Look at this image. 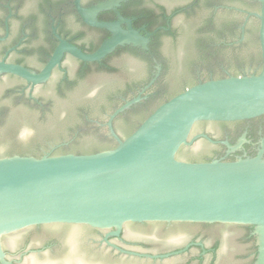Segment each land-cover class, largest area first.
Here are the masks:
<instances>
[{
  "label": "flooded vegetation",
  "instance_id": "flooded-vegetation-1",
  "mask_svg": "<svg viewBox=\"0 0 264 264\" xmlns=\"http://www.w3.org/2000/svg\"><path fill=\"white\" fill-rule=\"evenodd\" d=\"M104 1L80 0L79 5L89 9ZM74 2L0 0V62L38 73L60 40L85 54L93 53L111 34L84 23ZM250 3L257 2L118 0L113 7L98 12V22L113 23L119 16L130 21L140 35H148L146 50L122 45L96 62H82L64 54L49 78L36 85L12 74H0V146L5 147L0 158L19 156L34 147L40 156L85 155L113 149L117 143L106 125L110 115L141 97L112 120L113 131L122 140L142 123L145 111L137 104L159 86L162 89L156 102L163 104L182 92L174 91L177 81L193 77L201 83L206 75L180 71L193 57L187 42L200 37L197 31L209 19L215 17L221 22L226 14L243 16L241 35L234 43L242 42L245 27L251 18L257 19L252 14L259 11V7H249ZM121 28L126 30V24ZM53 95L65 101L56 104ZM33 112L37 115L29 114ZM36 117L45 122V127L36 129L37 138L48 137L51 132L64 134V138L44 146L37 141V146L35 142L23 146L22 123ZM195 136L200 137L181 149L180 159L198 163L235 161L260 154L264 158V114L234 122H199L190 134ZM84 139L93 143H82ZM199 145L209 151H199ZM1 244L5 260L12 264H255L258 250L252 226L195 222H129L119 229L37 225L3 236Z\"/></svg>",
  "mask_w": 264,
  "mask_h": 264
},
{
  "label": "water",
  "instance_id": "water-1",
  "mask_svg": "<svg viewBox=\"0 0 264 264\" xmlns=\"http://www.w3.org/2000/svg\"><path fill=\"white\" fill-rule=\"evenodd\" d=\"M79 1L74 3L82 21L111 34L93 53L85 54L60 40L40 72L0 62V74H12L36 85L49 78L64 54L82 62H96L122 45L146 50L148 35H140L130 21L119 16L113 23L96 20L98 12L113 7L118 0H107L89 9H82ZM252 1L259 4L258 13L252 14L259 22L261 68L257 74L195 84L158 106L121 140L112 129V120L141 97L132 99L115 110L107 121L108 131L117 143L110 150L85 155L0 158V264H12L5 260L1 238L24 228L78 224L119 229L129 222L252 226L258 247L255 264H264L262 154L235 161L198 163L178 157L182 148L193 145L200 137H190L195 124L241 121L264 114V0ZM122 24H126V30L121 28ZM52 100L56 104L65 101L57 95ZM44 123L38 117L22 123L23 146L35 141L44 146L64 138V134L56 132L37 138L36 129L45 127ZM84 142L91 144L93 140ZM4 149L1 145L0 151ZM197 149L209 151L201 145Z\"/></svg>",
  "mask_w": 264,
  "mask_h": 264
},
{
  "label": "trees",
  "instance_id": "trees-1",
  "mask_svg": "<svg viewBox=\"0 0 264 264\" xmlns=\"http://www.w3.org/2000/svg\"><path fill=\"white\" fill-rule=\"evenodd\" d=\"M249 7H259L258 3L248 4ZM248 26L245 27L244 40L238 44H235L240 38V29L242 25L243 16L234 17L230 14H226L220 22L215 17L209 19L203 27H201L197 34L200 37H196L193 40L187 42L191 46L193 51L192 59H188L183 65L182 70H186L187 73L196 72L200 76L206 75V78L201 81L215 80L226 78L228 75H250L246 74V70L254 71L252 74H257L261 68V57L258 43V27L259 22L257 19L251 18ZM149 65L151 61L148 60ZM212 75V77H208ZM193 77H189L186 81L176 82L174 86L178 87L174 91H183L195 84H198ZM178 85V86H177ZM159 86L148 96L145 101H142L137 106L145 111L142 121L149 116L161 103L157 104V99L160 95ZM164 92L166 91L165 88ZM170 89V88H169ZM83 111V110H82ZM140 121V123L142 122ZM37 146V143L35 144ZM78 149V146H74ZM30 152L20 154L19 156H34L40 158L39 152L36 147L28 150ZM181 154V150L178 155ZM180 157V156H179Z\"/></svg>",
  "mask_w": 264,
  "mask_h": 264
}]
</instances>
